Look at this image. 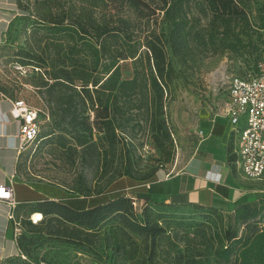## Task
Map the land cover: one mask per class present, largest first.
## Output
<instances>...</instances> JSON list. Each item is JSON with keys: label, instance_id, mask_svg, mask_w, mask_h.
Instances as JSON below:
<instances>
[{"label": "trees", "instance_id": "obj_1", "mask_svg": "<svg viewBox=\"0 0 264 264\" xmlns=\"http://www.w3.org/2000/svg\"><path fill=\"white\" fill-rule=\"evenodd\" d=\"M16 6L19 14L7 34L20 22L21 31L37 36L34 46H19L15 56L43 72L37 86L45 88L53 120L44 137L56 140L73 163L78 148L68 138L72 131L85 133L80 145L94 130L127 145L125 134L142 110L159 119L157 137L171 141L163 118L165 91L182 64L195 63L199 54H249L253 66L233 73L243 77L264 59V25L253 22L251 0H16ZM129 61L135 69L125 77L122 66ZM126 157L128 168L107 194L69 192L43 182L44 194L37 195L32 212L42 213V220L24 219L20 254L1 264H57L51 251L60 245L89 250L100 237L106 249L142 257L144 264H159L161 255L171 263L264 264V197L237 201L225 216L172 193L159 180V169L139 177L131 155ZM191 211L203 218L201 224Z\"/></svg>", "mask_w": 264, "mask_h": 264}, {"label": "rangeland", "instance_id": "obj_2", "mask_svg": "<svg viewBox=\"0 0 264 264\" xmlns=\"http://www.w3.org/2000/svg\"><path fill=\"white\" fill-rule=\"evenodd\" d=\"M251 11L253 22L258 27L263 26L264 0H251ZM15 27V32L12 35L6 34L0 43V86L15 98H22L39 108L41 128L39 140L25 148L16 177L32 183L44 182L63 187L69 192L83 190L92 196L107 194L113 182L119 179L120 173L128 168V153L132 158V169L139 177L150 174L155 168L172 173L183 167L200 140L204 122L211 116L209 105L213 96H222V90L217 91L220 89V82L227 80L233 73L244 72L253 66V61H247L253 59L249 54L243 58L230 53L213 57L199 54L195 63L182 64L176 80L165 91L163 118L171 132V141H167L162 135L157 137L153 128L154 125L158 126L159 119L152 117L150 111L142 110L138 111L133 127L131 125L125 134L127 145L120 140L113 143L96 130L93 131L91 140L80 145L78 138H82L85 133L72 131L68 138L78 148L77 158L73 163L56 140L44 137L50 131L53 120L45 88L37 86L43 72L34 66L23 65L15 56L19 46H34L37 36L29 31H21L20 22ZM262 31L264 34V29ZM259 47H264V44L259 43ZM20 66H24L26 70L20 69ZM134 69L132 61L123 63L125 77H132ZM152 96L153 94H147L150 99ZM241 186L246 193L237 201H257L264 197V179H244ZM234 205L235 202H230L219 210L228 216ZM191 214L192 220L199 223L203 221L198 213L191 211ZM25 218H29V215ZM51 253L57 254L54 258L57 264H144L142 257L131 259L129 253L118 254L106 249L101 237L89 250L65 244ZM164 257L165 255H161L157 258L159 264H183L166 262Z\"/></svg>", "mask_w": 264, "mask_h": 264}, {"label": "crops", "instance_id": "obj_3", "mask_svg": "<svg viewBox=\"0 0 264 264\" xmlns=\"http://www.w3.org/2000/svg\"><path fill=\"white\" fill-rule=\"evenodd\" d=\"M18 14L16 0H0V43ZM11 99L15 98L0 89V185L13 181L19 202L16 214L25 217L32 214L37 195L43 196L44 190L43 182L32 183L16 177L26 149L19 150L20 122L11 115ZM235 142L229 118L222 113H211L184 166L172 173L158 171L159 180L165 182L172 193L185 194L193 203L221 208L236 202L246 193L241 184L247 178L229 162V150L234 154ZM10 211L9 203L0 201V264L20 254L13 223L8 217Z\"/></svg>", "mask_w": 264, "mask_h": 264}, {"label": "built area", "instance_id": "obj_4", "mask_svg": "<svg viewBox=\"0 0 264 264\" xmlns=\"http://www.w3.org/2000/svg\"><path fill=\"white\" fill-rule=\"evenodd\" d=\"M20 69L26 70L24 66ZM220 90L223 96L218 97L212 113H222L229 118L236 138L233 151L236 168L247 179H264V59L256 71L244 77L232 74L220 82L217 91ZM11 102V115L20 122L21 151L38 138L40 110L22 98L11 99ZM0 201L9 203L11 207L8 217L13 223L14 238L18 241L24 231L25 217L16 214L19 202L15 197L13 181L0 185ZM36 215L37 212L29 216L33 224H38L43 218ZM39 264L47 263L41 261Z\"/></svg>", "mask_w": 264, "mask_h": 264}, {"label": "bare ground", "instance_id": "obj_5", "mask_svg": "<svg viewBox=\"0 0 264 264\" xmlns=\"http://www.w3.org/2000/svg\"><path fill=\"white\" fill-rule=\"evenodd\" d=\"M36 217L41 218V217H43V214L40 213V212H38L37 215H36Z\"/></svg>", "mask_w": 264, "mask_h": 264}]
</instances>
